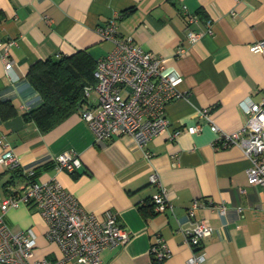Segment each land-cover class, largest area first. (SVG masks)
<instances>
[{
  "label": "crops",
  "instance_id": "1",
  "mask_svg": "<svg viewBox=\"0 0 264 264\" xmlns=\"http://www.w3.org/2000/svg\"><path fill=\"white\" fill-rule=\"evenodd\" d=\"M183 6L198 16L190 26L203 32L195 43L185 37ZM111 18L120 36H131L162 57L168 71L182 76L179 88L185 94L165 105L168 129L146 147L128 136L98 142L80 114L96 108L92 92L78 111L41 132L24 116L41 102L27 78L29 66L82 49L94 60L103 56L112 43L101 39L96 28ZM208 20L211 33L205 32ZM9 39H15L9 74L0 56V138L15 152L18 165L0 164V199L33 171L35 181L57 179L85 211L99 218L115 212L129 238L103 251L104 264H188L192 248L183 231L200 218L213 228L202 239L205 258L197 264H264V185L248 182L250 161L242 149L216 147L214 131L197 115L208 107L213 122L231 132L245 122L241 102H257L264 95V56L248 49L264 39V0H0V44ZM178 47L184 49L180 55ZM195 124L201 129L187 132L186 126ZM177 128L181 131L171 138ZM2 149L0 143V153ZM64 150L80 158L81 166L73 172L55 168L54 157ZM153 171L172 210H155L152 195L158 186L149 179ZM194 199L223 202L226 208L219 213L198 206L190 217L187 209ZM3 219L14 231L32 229L36 257L55 259L60 254L46 239L44 220L33 204L10 208ZM157 237L169 249L161 262L150 254Z\"/></svg>",
  "mask_w": 264,
  "mask_h": 264
},
{
  "label": "built area",
  "instance_id": "2",
  "mask_svg": "<svg viewBox=\"0 0 264 264\" xmlns=\"http://www.w3.org/2000/svg\"><path fill=\"white\" fill-rule=\"evenodd\" d=\"M184 9V22L187 27L186 39L190 43L199 40L202 31L190 26L198 21L195 12ZM103 40L112 43L111 49L95 60L93 75L95 82L85 85L84 97L95 94L96 108L83 109L81 117L87 122L90 131L98 142L113 136H128L138 147H146L157 135L168 129L169 121L165 116V105L182 95L179 84L182 76L175 71H168L162 57L144 50L133 41L131 36H120L115 19L96 28ZM205 32H212L211 21L206 22ZM15 39L0 44L1 60L6 73H10L13 63L9 58ZM253 53L264 56V39H258L248 45ZM184 52L182 47L177 55ZM242 110L246 119L237 130H221L209 116V108L199 109L197 115L203 117L214 131L216 147L237 145L248 157L250 164L246 169L251 185L264 184V95L257 102L242 101ZM201 129L200 124L186 126L189 133ZM181 130L175 129L171 138ZM2 143L0 164L6 168L16 167L18 159L8 144ZM145 155L150 153L145 151ZM57 170L73 172L81 166L80 158L73 152L64 150L54 157ZM33 171L25 173V180L20 187L0 199V264H104L102 253L124 244L129 238L128 230L118 222L113 211H106L102 218L87 212L78 203L76 197L66 191L54 177L45 181L32 179ZM150 182L158 186L152 195L156 211L172 210L167 190L161 184L158 174L149 175ZM242 190V189H241ZM33 204L40 212L44 223V235L48 241L56 244L60 254L55 259L35 256L36 236L31 228L12 230L3 219V214L10 208L21 204ZM198 206L208 207L219 213L226 208L225 203L205 204L194 199L188 215L193 217ZM212 225L206 218L194 219L190 227L184 229V236L192 248L187 258L188 264H197L204 260L205 254L200 249L202 239L210 235ZM150 254L155 262H161L169 256V249L161 237H157L150 246Z\"/></svg>",
  "mask_w": 264,
  "mask_h": 264
},
{
  "label": "trees",
  "instance_id": "3",
  "mask_svg": "<svg viewBox=\"0 0 264 264\" xmlns=\"http://www.w3.org/2000/svg\"><path fill=\"white\" fill-rule=\"evenodd\" d=\"M95 60L87 50L58 55L32 63L27 78L41 96V102L24 116L41 132H47L80 109L83 88L95 82Z\"/></svg>",
  "mask_w": 264,
  "mask_h": 264
},
{
  "label": "bare ground",
  "instance_id": "4",
  "mask_svg": "<svg viewBox=\"0 0 264 264\" xmlns=\"http://www.w3.org/2000/svg\"><path fill=\"white\" fill-rule=\"evenodd\" d=\"M264 185V184H263Z\"/></svg>",
  "mask_w": 264,
  "mask_h": 264
}]
</instances>
